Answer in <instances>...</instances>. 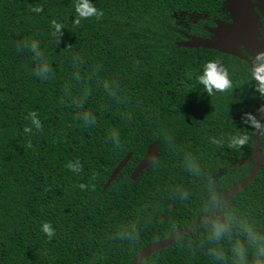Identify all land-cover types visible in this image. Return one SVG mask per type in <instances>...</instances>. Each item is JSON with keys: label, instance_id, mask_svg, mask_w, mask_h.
<instances>
[{"label": "trees", "instance_id": "obj_1", "mask_svg": "<svg viewBox=\"0 0 264 264\" xmlns=\"http://www.w3.org/2000/svg\"><path fill=\"white\" fill-rule=\"evenodd\" d=\"M83 2L0 0V264H129L182 229L142 264H264V130L260 170L223 199L259 161L241 164L256 130L242 117L264 96L247 61L190 45L226 0H87L99 18ZM212 61L232 86L209 96Z\"/></svg>", "mask_w": 264, "mask_h": 264}, {"label": "water", "instance_id": "obj_2", "mask_svg": "<svg viewBox=\"0 0 264 264\" xmlns=\"http://www.w3.org/2000/svg\"><path fill=\"white\" fill-rule=\"evenodd\" d=\"M227 5L229 7L230 12L232 13V15H237V11L235 10L234 6L231 3V0H227ZM234 19V23L231 25H228L224 28V26L222 25L221 22H217L218 24V30L216 32H219L220 30L225 31L227 33V37H224V39H226V43L228 44H232L234 45V33L236 32V30L238 29V27L240 28L239 23H238V18L236 16L233 17ZM230 31V32H229ZM194 43V44H193ZM191 43V46H195V47H199L201 45H203L206 48H219L218 46H214L212 44H209L203 40L200 39H195L194 42ZM228 51V50H227ZM231 52V51H229ZM232 54L237 55V53L231 52ZM240 57L241 54H240ZM218 66H221L220 62H217ZM251 67L254 69L255 68V64L253 62H250ZM223 69V68H222ZM263 106H264V101H263ZM263 120H264V113L260 112V117H259V121L261 123V125L263 124ZM261 133V129H259L258 127H256L255 130V134H254V140H253V149H254V153L251 156L250 159H246L244 161L241 162V164L244 163H249L255 159H257L259 157V161L257 162V164L249 171V176L238 182L233 188H231L224 196L223 199L225 201V203H227L228 199L230 196H233L236 192L244 189L257 175L258 171L260 170L262 163H263V156L261 153V148H260V143H259V136ZM159 149H160V140L155 141L154 143H152L147 151L146 154L144 156V158L138 163L137 167L135 168L131 178L136 180L138 178V176L147 168L151 167L154 160H156L159 157ZM132 157V153H130L129 155H127L121 162L120 164L114 169L112 175L110 176L109 180L107 181L103 191H105L111 184L112 182L119 176V174L121 173V171L127 166L128 162L130 161ZM175 207V203H173V210ZM216 211L213 212V215H216ZM167 216V212H165L161 219L165 218ZM202 218H206V214H202L201 217H199V219L197 220V223L195 225L196 230H198L199 228V224L202 220ZM220 219L222 221V224L224 227H226L225 221L223 219V213L220 214ZM206 226H208V224H206ZM184 233H191L189 229H182L180 230L178 233L174 234L173 236L163 240V241H158L155 243H152L150 245H148L147 247H145L136 257L135 259H133L129 264H142L143 261L145 259H147L148 256H150L151 254H153L154 252L161 250L163 248H166L170 245H172L182 234Z\"/></svg>", "mask_w": 264, "mask_h": 264}, {"label": "flooded vegetation", "instance_id": "obj_3", "mask_svg": "<svg viewBox=\"0 0 264 264\" xmlns=\"http://www.w3.org/2000/svg\"><path fill=\"white\" fill-rule=\"evenodd\" d=\"M232 5L237 11V15H232L227 5L226 12L222 15V19L214 20L213 25H206L207 36L204 38L193 37L192 43L195 39L203 40L219 48H210L222 53L225 57L236 56L250 62L254 61L252 58L264 54V0H231ZM227 4V0H226ZM238 18L240 28L234 33V45L226 43L227 33L218 30L217 22H221L224 28L234 23L233 17ZM230 32V31H229ZM203 47V46H199ZM205 49H208L204 47ZM228 50V51H227ZM237 53V55L231 52ZM220 62V61H215ZM221 64V62H220ZM222 66V65H221ZM223 68V67H222Z\"/></svg>", "mask_w": 264, "mask_h": 264}, {"label": "clouds", "instance_id": "obj_4", "mask_svg": "<svg viewBox=\"0 0 264 264\" xmlns=\"http://www.w3.org/2000/svg\"><path fill=\"white\" fill-rule=\"evenodd\" d=\"M77 11L83 17L96 16L99 18L103 15L102 12L97 11L95 6L88 3L87 0H84V2L80 4V6L77 8ZM255 65L254 76L260 85L256 91L260 92V94L264 96V54L258 55ZM198 79L199 83L205 87L209 96L213 93V90L223 92L227 91L232 86V81L229 78L228 72L218 66L215 61L209 62L205 65L203 75H201ZM258 111L264 113V106H261ZM253 120L255 121L254 125L252 124ZM242 121L249 126H256L259 129L264 130V125H261L259 120H255V117L251 113H245L244 117H242ZM246 139V137L234 139L231 146H243L246 142ZM69 167L73 166L69 165ZM73 170L75 171L77 169L73 168ZM81 187L83 188L84 186L81 185ZM43 231L49 238L55 234L52 226L49 223H45L43 225Z\"/></svg>", "mask_w": 264, "mask_h": 264}, {"label": "rangeland", "instance_id": "obj_5", "mask_svg": "<svg viewBox=\"0 0 264 264\" xmlns=\"http://www.w3.org/2000/svg\"><path fill=\"white\" fill-rule=\"evenodd\" d=\"M194 44V43H193ZM201 46H203V45H201ZM204 47V46H203Z\"/></svg>", "mask_w": 264, "mask_h": 264}, {"label": "bare ground", "instance_id": "obj_6", "mask_svg": "<svg viewBox=\"0 0 264 264\" xmlns=\"http://www.w3.org/2000/svg\"><path fill=\"white\" fill-rule=\"evenodd\" d=\"M134 180V179H133ZM108 189V188H107Z\"/></svg>", "mask_w": 264, "mask_h": 264}]
</instances>
